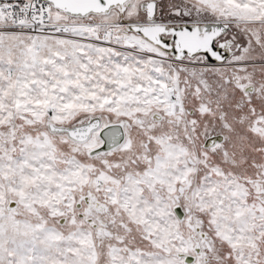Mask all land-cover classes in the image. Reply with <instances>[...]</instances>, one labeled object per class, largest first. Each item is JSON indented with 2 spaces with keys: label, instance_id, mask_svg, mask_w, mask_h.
<instances>
[{
  "label": "snow or ice",
  "instance_id": "1",
  "mask_svg": "<svg viewBox=\"0 0 264 264\" xmlns=\"http://www.w3.org/2000/svg\"><path fill=\"white\" fill-rule=\"evenodd\" d=\"M0 264H264V0H0Z\"/></svg>",
  "mask_w": 264,
  "mask_h": 264
}]
</instances>
